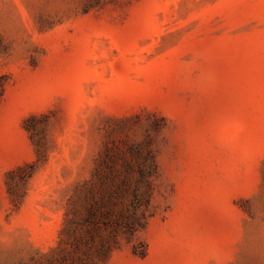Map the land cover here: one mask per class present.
Listing matches in <instances>:
<instances>
[{
    "label": "rangeland",
    "instance_id": "rangeland-1",
    "mask_svg": "<svg viewBox=\"0 0 264 264\" xmlns=\"http://www.w3.org/2000/svg\"><path fill=\"white\" fill-rule=\"evenodd\" d=\"M0 264H264V0H0Z\"/></svg>",
    "mask_w": 264,
    "mask_h": 264
}]
</instances>
